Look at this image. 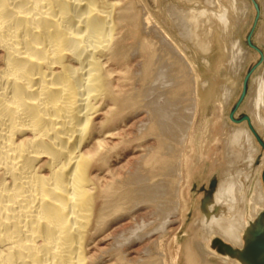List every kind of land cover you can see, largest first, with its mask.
<instances>
[{"label":"bare ground","instance_id":"6f19581e","mask_svg":"<svg viewBox=\"0 0 264 264\" xmlns=\"http://www.w3.org/2000/svg\"><path fill=\"white\" fill-rule=\"evenodd\" d=\"M220 1L214 10L166 8L181 39L203 58L216 43L215 67L234 74L246 53L229 36L246 2ZM146 7L144 0H0V264L171 263L155 231L166 237L165 228L173 226V233L182 219L176 184L193 121L185 108H196L198 80L193 63L163 33V19H153ZM251 86L250 121L264 135V70ZM199 87L204 101L216 89L228 101L229 88L224 92L218 78L211 85L201 79ZM251 132L237 127L226 139V167L215 205L207 206L217 208L190 227L194 254L205 263L216 255L206 243L213 234L231 241L223 250L243 264H255L249 245L264 259L232 177L244 162L233 148L245 144L250 165L259 152ZM151 142L157 145L149 148ZM127 163L139 169L122 178ZM255 192L250 216L264 205L260 181ZM149 202L159 222L131 226L153 207ZM199 229L206 233L201 238ZM150 241L154 250L141 255L139 246Z\"/></svg>","mask_w":264,"mask_h":264},{"label":"rangeland","instance_id":"374dc122","mask_svg":"<svg viewBox=\"0 0 264 264\" xmlns=\"http://www.w3.org/2000/svg\"><path fill=\"white\" fill-rule=\"evenodd\" d=\"M144 1L147 5L146 11L150 13V16L153 19L157 16L163 19V23L161 24L163 33H167L168 40H172L171 44L174 43L180 49V51H182L184 57H187L186 59L193 63L195 66L193 67L194 75L198 80H196L198 88H196L198 91V94H196V108H193V111L191 108L192 106L190 105L185 108V113H193H191V120L189 121L191 122L193 120V123L191 122L192 125L189 123V126H191L189 128L191 130L188 131L189 135H186V139L188 141L185 140L187 142L183 144L184 146L182 145L184 150L183 155L184 153L185 155L181 158L183 160V164L181 165L182 171L180 172L181 178L178 176L180 179L177 178L179 183L177 181L178 185L176 184V187L179 188H177V197L179 200L177 199L176 201L177 207L179 205L177 209L179 213L177 210L176 213L182 218L181 222L179 223V226L180 224L181 226H178L177 229H179H176L171 234L169 233L171 227L173 226L166 227L165 231L169 232L165 234L166 237H163L161 232L155 231L156 235L161 236L159 249H161L162 253L166 254V259L170 257V264H209L207 262H203L201 259L195 256V252L190 240L193 238V235H195L196 232L191 230L190 227L194 219L203 218L205 213L211 210H208V205H215L214 197L216 190L218 189L222 179V170L226 167V139L230 138L235 128L242 126L246 129H249L250 132L252 131L253 133H251L255 135V137H253V141L258 147L259 152L255 155L254 160L250 165L246 161L247 153L244 151L246 148L245 144L243 146L241 143V147H243L241 149L238 147L233 148L232 151L234 152H243L244 158H242V160H244V162H240L242 172L238 178L234 176L235 174L232 177L239 181L238 184L240 187L236 190V196L238 197L237 200L240 201L241 208L244 210V214H242L243 219L245 220L244 222H246V225L248 226L252 223H255L250 226V229L248 227V230L251 232V234H256L257 239L263 243L262 245H264V231L260 232V230H264V205L257 207V211L252 216L249 214L250 207L256 200L255 190L257 181L261 182L264 192V135L260 134L250 121L251 112L254 110V95L250 94L252 89L251 87H253L251 85L254 84V79H256L257 76H260L262 70H264V47L262 46V41L260 39V37L263 36L264 29V7H262L263 0H245L246 3L242 2V8H244L243 12L245 13V16L239 25L237 24V26H234V35L231 33L229 39L230 41L232 40V46H235L236 44V47H234L235 50H238L239 48L241 51H245L246 55L243 57L244 59L239 69L234 74L227 73V69L224 66L215 67L217 53L219 51L218 49H215L216 45L214 46V44L216 43H213V41L211 42L213 43L211 44V47H213L211 48L209 54L203 58L204 55L196 52L189 40H186L184 37L183 38L185 40L183 38L181 39L182 36L178 33L180 31L179 28V31L176 30L178 25H173L174 23L171 22L173 21L171 20L173 17L169 15V6H176L182 9H194L193 7L197 9L198 7H204L214 10L217 9L218 1L220 0ZM167 6L168 8H166ZM205 61L210 62V71L207 70ZM212 77L214 79L218 78L225 84L226 88L223 87L222 89L224 92L225 89L229 88V90H226L230 92V95L228 94V101L226 103L223 102V93H221V90L219 92L218 89L213 91L216 93H214L215 98H213L214 94L211 93V98L209 96L210 99L207 98L208 100H202L201 93L199 91L201 79H205L206 83L211 85V80L213 79ZM206 86L209 87L208 84H205V89H207ZM261 113L263 114L261 115ZM192 116H194V119ZM259 116L264 123V104L261 106ZM246 117H249V121H246ZM156 145L157 144H155V142H151L149 148H152ZM137 166V163H127L125 164V167L120 170L118 175L122 178H126L128 177L127 175H131L137 169H139ZM148 204H152L153 207H151V205H147L148 209L146 208L144 212L138 214L131 226H136L140 223H147L153 226L159 222L160 216H158V212L156 211V205L154 202H149ZM216 208L217 206L213 207L211 211L214 212ZM207 214L210 215V213ZM198 231L199 238L206 234L204 230L202 231L199 229ZM239 234L242 242L245 243L247 239L246 229L243 227ZM206 243L207 246L216 253L215 256L210 258L209 262L218 264L220 262V257L227 256L230 257V260H233L236 264H243L236 255L230 254L229 256L223 250L224 247L232 246L231 241L224 240L218 234H213L209 237ZM153 245V241H150V243L147 242V244L142 243L139 246L141 247L139 248V253L142 255L145 250L147 252L151 250V248L154 250ZM247 251L250 253V259L252 263L264 264V259H259L260 254L256 253L250 245L248 246ZM173 258L175 259V263L173 262Z\"/></svg>","mask_w":264,"mask_h":264},{"label":"water","instance_id":"95a60500","mask_svg":"<svg viewBox=\"0 0 264 264\" xmlns=\"http://www.w3.org/2000/svg\"><path fill=\"white\" fill-rule=\"evenodd\" d=\"M245 119H247V117Z\"/></svg>","mask_w":264,"mask_h":264}]
</instances>
